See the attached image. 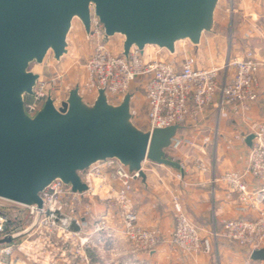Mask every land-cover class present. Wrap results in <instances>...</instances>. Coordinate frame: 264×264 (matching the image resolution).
<instances>
[{"label":"built area","instance_id":"2783aa9c","mask_svg":"<svg viewBox=\"0 0 264 264\" xmlns=\"http://www.w3.org/2000/svg\"><path fill=\"white\" fill-rule=\"evenodd\" d=\"M90 9L89 37L94 44L84 64L83 85L94 98L104 88L113 104H119L130 91L135 100L136 88H142L146 115L133 110V118L142 119L145 129L194 125L211 108L221 119L226 106L238 105L244 110L258 99V76L264 62L253 48L245 47L241 54L229 52L223 64L208 65L201 63L197 53L186 51L177 55L175 50L173 57L148 58L133 46L124 55L108 46L111 36L106 35L93 4ZM227 9L234 10L228 5ZM222 71L225 76L221 81ZM52 81L38 78L34 93L26 100L29 115L37 114L49 95L57 107L61 106L56 102ZM249 134H254V139L247 152L246 169L227 170L211 178L237 193L238 209L244 215L226 218L220 229L214 227L211 234L204 235L183 212L179 196H174L177 213L171 243L181 253H209L221 237L250 252L264 246V120L250 131L237 132L235 137L246 141ZM204 141L211 143L212 138L206 136ZM172 146L176 150L184 148L185 159L179 161L182 169L193 162L200 171H209L211 164L206 158L190 153L197 146L194 139L177 134ZM80 174L86 190H73L71 184L56 179L39 193L41 205L0 196V240L9 239L0 242V264H153L142 260L140 254L154 251L162 233L140 221L133 197L138 173L109 158L93 163ZM247 174L258 181L257 187L250 186Z\"/></svg>","mask_w":264,"mask_h":264},{"label":"water","instance_id":"95a60500","mask_svg":"<svg viewBox=\"0 0 264 264\" xmlns=\"http://www.w3.org/2000/svg\"><path fill=\"white\" fill-rule=\"evenodd\" d=\"M220 0H0V196L25 204H42L39 193L61 179L84 191L81 171L98 161L116 158L146 184L144 163L152 161L182 170L168 150L181 124L153 130L133 118L130 91L119 104L100 88L88 102L79 87L70 88L57 107L49 95L34 116L26 100L40 74L30 69L50 50L59 61L68 52L73 21L91 29V4L107 36L124 37V55L133 46L144 52L157 45L174 53L180 40L195 45L215 32ZM254 134L247 136L251 146ZM9 239L0 240V242ZM251 258L264 261V247Z\"/></svg>","mask_w":264,"mask_h":264},{"label":"crops","instance_id":"0c3cea01","mask_svg":"<svg viewBox=\"0 0 264 264\" xmlns=\"http://www.w3.org/2000/svg\"><path fill=\"white\" fill-rule=\"evenodd\" d=\"M256 21L258 19L252 17L248 18L245 23L242 21L235 23L236 37L240 39V49L234 52L241 54V49L244 48L242 46L245 45V47L253 48L258 58L264 62V27L261 28L262 32L260 31L259 34L254 28V25L257 24ZM216 32L215 25V32L212 33ZM243 34L245 38H243ZM243 39L245 43L241 41ZM180 41H184V44L179 48ZM180 41L176 44L178 53L181 51L180 49L182 51L189 49V53L194 50V53L199 56L200 51L211 46V39L206 37L205 33L198 45L190 42L192 46H189L187 39ZM241 42H243L242 46H240ZM158 49L164 50V48ZM145 50V55L148 58L158 57V53L151 55L148 48ZM152 51L157 52V50ZM258 77L260 83L258 99L246 109L242 110L238 105L226 106V113L219 122L213 113L214 109L211 108L196 124L183 125V129L178 132V135L196 141V154L207 160L210 159L209 156L213 157L208 172L200 171L193 162L186 164L182 170L178 169L180 171L178 174L162 168L164 164L155 163L157 166L153 167L152 174L146 172V184L141 179L136 180L133 197L136 209L139 211L140 221L145 226L157 227L162 233L159 246L154 251L140 254L142 260H150L153 264H215L216 261L217 264H264L263 260L251 258L252 252L249 248L231 244L223 237L215 244L216 257L206 253L183 254L171 243L175 222L174 196L176 195L179 196L183 212L200 227L202 233H209L214 227L220 229L222 221L226 218L244 215L238 209L237 193L231 191L221 181H214L211 178L214 176L218 178L227 170L242 172L248 165L247 152L250 146L247 141H241L235 135L241 130H252L257 122L264 120V63ZM216 130H218V136L215 139ZM206 136L212 138L211 143L204 141ZM183 150L184 148L180 147L177 153H181V151L183 153ZM246 178L251 187L259 185L252 175L247 174ZM247 216H253V214Z\"/></svg>","mask_w":264,"mask_h":264},{"label":"rangeland","instance_id":"374dc122","mask_svg":"<svg viewBox=\"0 0 264 264\" xmlns=\"http://www.w3.org/2000/svg\"><path fill=\"white\" fill-rule=\"evenodd\" d=\"M227 5L228 7L232 6V9L234 10L228 11ZM252 17L258 19V21H256L257 24L254 25V28L257 29L260 34L261 28L264 27V0H221L215 14L217 32L205 33V36L211 39V46L199 52L201 63L203 65H208L211 63L223 64L224 60L228 57L229 52H231L232 54L236 52L235 50L239 51L238 49H240V39H237L236 37L235 23L239 21L245 23L248 18ZM243 38H245L244 34ZM122 40H124V37L122 35H113L108 40V46L111 47L114 52H121L123 50ZM241 41H244L245 43L244 39ZM68 42V52L63 55L59 61L54 57L53 51L50 50L42 63L34 61L30 64V69L34 72L39 73L41 77H48L49 79L53 80L51 85L54 89L55 95L57 96L56 102L58 105L62 104V101L65 100L67 96V91L73 87H79L80 93L83 95V98L88 102H93L94 97L91 92H89L84 87L83 82L85 81L84 64L93 50L94 43L89 35H87L81 21L77 18L73 21V27L69 33ZM187 42L188 44H190L189 46H192L188 39ZM182 44H184V41H180L178 43L179 48L180 46H182ZM242 45L243 42H241L240 46ZM242 47L244 48H242L241 51L245 49V45ZM147 48L149 49V53H152L151 55H156L158 53V57L163 58L174 56L167 49H158L160 47H158L157 45H149L145 49L147 50ZM152 50H157V52H153ZM180 50L181 51H179L177 55L185 54V51H182V49ZM189 51L190 50L188 49L186 52L189 53ZM190 53H194V50H191ZM224 76L225 74L222 71L220 75L221 81L224 79ZM135 91L136 97L135 100H133L132 104L133 110L137 111L138 114L142 113V116L145 117L147 108L145 103L144 91L142 88H136ZM213 113L214 115H216L215 111ZM223 117H221V119ZM216 119L219 120V122L221 121V119H218V116ZM134 121L137 125H141V127H143L141 124L142 119L136 120L134 118ZM190 153L194 154L195 151L192 149ZM168 155L177 161L185 159L182 151L181 153H177V150L174 146H171L169 148ZM191 158L189 160H192ZM209 158L210 159H208L207 161H209V164H211L213 157L209 156ZM155 166H157V164L153 163L152 161H146L144 170L145 172L152 174V169ZM164 166L165 165H163L162 168L171 170V172L174 171L176 174L180 172L178 171V169L172 166ZM173 213L176 216L177 209L175 204L173 206ZM211 232L212 230L209 233L202 234L209 235L211 234ZM206 254H212L216 257L217 251L215 249V246L211 252ZM216 262L214 263L217 264Z\"/></svg>","mask_w":264,"mask_h":264},{"label":"bare ground","instance_id":"6f19581e","mask_svg":"<svg viewBox=\"0 0 264 264\" xmlns=\"http://www.w3.org/2000/svg\"><path fill=\"white\" fill-rule=\"evenodd\" d=\"M147 46H149V45H147ZM147 46H146V47H147ZM146 47H145V48H146Z\"/></svg>","mask_w":264,"mask_h":264}]
</instances>
